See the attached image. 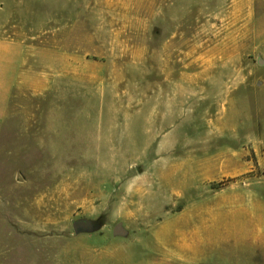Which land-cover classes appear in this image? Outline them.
Segmentation results:
<instances>
[{
	"label": "rangeland",
	"instance_id": "374dc122",
	"mask_svg": "<svg viewBox=\"0 0 264 264\" xmlns=\"http://www.w3.org/2000/svg\"><path fill=\"white\" fill-rule=\"evenodd\" d=\"M261 42L254 0H0V264H204L253 233Z\"/></svg>",
	"mask_w": 264,
	"mask_h": 264
},
{
	"label": "crops",
	"instance_id": "0c3cea01",
	"mask_svg": "<svg viewBox=\"0 0 264 264\" xmlns=\"http://www.w3.org/2000/svg\"><path fill=\"white\" fill-rule=\"evenodd\" d=\"M264 1V0H263ZM260 10V11H259ZM263 10V11H262ZM264 25V9L259 8V0H254V26L257 29L259 26ZM261 48H264V42L260 43ZM0 118L5 116L6 113V66L1 57L4 56V46L0 44ZM10 80V78H9ZM0 119V120H1ZM240 231L238 234L237 243L226 242L225 239L221 243H213L212 257L205 259L204 264H229L231 261L229 254L236 252L237 261L235 264H264V214L262 216L260 227L255 229L253 233H244ZM213 239V238H212ZM213 241V240H212ZM185 248L184 251L188 252L183 258L181 256L180 264H198L195 260L190 259V246ZM184 261V262H182ZM203 264V263H202Z\"/></svg>",
	"mask_w": 264,
	"mask_h": 264
},
{
	"label": "water",
	"instance_id": "95a60500",
	"mask_svg": "<svg viewBox=\"0 0 264 264\" xmlns=\"http://www.w3.org/2000/svg\"><path fill=\"white\" fill-rule=\"evenodd\" d=\"M74 229L76 233H80L89 229V224L86 222H76L74 223Z\"/></svg>",
	"mask_w": 264,
	"mask_h": 264
}]
</instances>
